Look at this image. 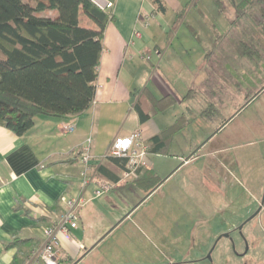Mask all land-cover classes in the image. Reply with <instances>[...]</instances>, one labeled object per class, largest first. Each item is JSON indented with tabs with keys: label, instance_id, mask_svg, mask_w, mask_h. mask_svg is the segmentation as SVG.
Segmentation results:
<instances>
[{
	"label": "crops",
	"instance_id": "1",
	"mask_svg": "<svg viewBox=\"0 0 264 264\" xmlns=\"http://www.w3.org/2000/svg\"><path fill=\"white\" fill-rule=\"evenodd\" d=\"M92 1L102 10L108 9L105 0ZM160 1L164 11H158L152 0H115L111 9L114 20L104 32L95 97L89 108L75 117L74 131H61L62 123L68 119L45 116H37L34 126L21 137L0 127V264L12 262L16 250L6 249L5 245L14 237L30 243V255L25 264H42L32 260V257L43 245L44 229L61 215L64 209L62 197L75 198L81 194L82 167L78 156L72 152L86 147L87 140L90 141L92 157L90 174L115 186L97 198H92L94 185L86 188L85 195L89 201L78 211V227L70 231V240L59 238L58 264H123L126 253L122 250L120 253L105 244L117 232L122 222H118L120 217L128 211L134 212L151 193L146 195L143 187L138 186L134 179L120 181L125 168H120L106 157L109 146L117 137L140 132L145 144L149 145L178 117L185 116L188 124L173 135L168 146L166 144L167 153L147 154L142 169L152 172L159 180H170L174 173L173 167L186 165L197 158L193 157L197 153L194 150L196 146L183 143L191 142L193 137L196 143H212L220 138L208 155L220 167L228 169V174L238 182L236 170L241 164L237 156L228 159L225 155L230 149L248 148L252 142L230 148L224 143L250 137L248 135L253 130L238 128L224 134L226 128L221 129L219 125L230 115L227 111L240 91V77L237 73L232 75L230 68L229 71L225 68L227 66H220L216 70L211 64L213 57L207 53L212 50L215 35H221L214 24L201 14V19L209 24L211 32V36L208 35L204 41L195 28L186 24L192 14L187 0ZM240 1L228 0L229 7L224 8L222 5L229 28L235 26V7ZM182 10L186 13L182 18H177ZM168 11L172 14L170 17ZM144 22H147L146 27L143 26ZM185 25L195 47L171 52L173 43L180 34L182 36ZM136 30L141 35L138 38L134 37ZM203 42L209 49L205 55H198ZM193 49L196 51L195 56L191 53ZM157 59L155 65L153 61ZM172 75L190 79L187 92L171 84L169 79ZM145 87L155 98L171 97L174 103L142 123L135 107L140 97L138 91ZM199 91H204L205 98L197 104L195 94ZM193 150V156L191 154L185 159V155ZM160 157L167 160L170 170L155 166L153 160ZM261 157L264 159V155ZM254 160H258V157L254 156ZM228 165L231 167L228 168ZM100 168L109 173L111 178L103 174ZM202 173V184L212 192L217 190L223 195L220 187L215 189L214 183H229L227 173L217 170L213 177L207 168H203ZM259 183L261 179L253 178L249 182L250 189H259ZM251 195L255 201L257 198ZM133 198L139 203L131 202ZM209 199L212 200V197ZM209 202L215 204L213 200ZM236 210H241L244 217L247 214L243 206H236ZM136 253L132 252L130 256Z\"/></svg>",
	"mask_w": 264,
	"mask_h": 264
},
{
	"label": "rangeland",
	"instance_id": "2",
	"mask_svg": "<svg viewBox=\"0 0 264 264\" xmlns=\"http://www.w3.org/2000/svg\"><path fill=\"white\" fill-rule=\"evenodd\" d=\"M219 1L224 8L225 6L229 7L228 0ZM186 2H189V9H192V14L186 24L195 28L200 38L206 41V37L211 36L208 29L209 24L205 20L214 24L223 35L211 53L212 66L216 70L220 66H227L225 68L229 67L232 75L237 73L240 77V91L235 96V101L232 99L233 102L227 111L230 115L223 119L218 127L226 128L224 134L238 128L247 131L252 129L254 133H249L250 137H242L240 140L224 144L229 148L235 145L244 146L249 142H252V145L244 149H230L225 155L228 159L237 156L241 164L240 168L236 170L238 180L236 182L228 174V169L220 167L208 155L220 138L212 143L206 141L196 143L193 137L191 142L183 143L191 146L194 144L196 146L194 150L197 152L193 156L194 150L191 151L185 155V159L189 158L191 154L197 158L190 159L191 161L186 165L178 164L173 167L174 173L170 180L158 179L150 183L146 195L150 193L151 195L144 200L143 204L136 207V212L128 211L120 217L118 222H122L120 226L118 225L117 232L105 244V246L117 249L120 253V250L126 253L123 257V264L148 262H150L148 264H154V262L155 264H174L206 257L214 241L221 236L224 230H227L230 224L236 223L232 220L233 217H237L236 220H243L244 213L241 210L234 211V207L229 205L242 207L243 204H250L254 201L251 194L257 198V201L264 198V159H261V156L264 155V29L261 30L258 27L259 24L264 25V19L259 15V12L255 13L256 15H251L246 10L245 15L240 16L235 26L229 28L227 15L223 9L221 12L219 11L213 0H187ZM262 2L264 7V0ZM193 4L197 6L193 7ZM201 14L205 16V20L201 19ZM167 15L170 17L172 14L168 11ZM256 20L259 21V24ZM182 33V36L180 34L173 43L171 52H177L179 48L191 49L195 47L193 37L186 30V25L183 27ZM240 42L248 43L249 55L239 54ZM199 49L202 53L197 54L205 55L209 46L203 42ZM191 53L195 56L196 51L193 49ZM153 63L156 65L158 59ZM169 80L171 84L176 85L183 92H187L190 79L172 75ZM149 87L151 86L149 85ZM203 98H205L204 91L195 94L197 104L201 103ZM244 139L245 141H242ZM254 156L258 157V160L255 161ZM166 161L161 157L153 160L155 166L165 167V170L168 171L170 167ZM230 167L231 165H228V168ZM203 168H207L213 177L217 170L227 173L226 177L229 183L220 185L214 183L215 189L220 187L223 195L219 194L217 190L212 192L202 184ZM253 178L261 179L259 189H250L249 182ZM210 197L215 204L211 205ZM134 200L133 198L131 202L139 203V200ZM246 212L249 213V211ZM127 214L128 216H126ZM257 225L259 228L264 227L258 219L253 222L251 227ZM249 229L246 228L244 231ZM222 245H225V242L221 243ZM131 251L137 253L130 256ZM216 254H214L213 264H220L216 261ZM250 257L256 259L261 258V255L252 253Z\"/></svg>",
	"mask_w": 264,
	"mask_h": 264
},
{
	"label": "trees",
	"instance_id": "3",
	"mask_svg": "<svg viewBox=\"0 0 264 264\" xmlns=\"http://www.w3.org/2000/svg\"><path fill=\"white\" fill-rule=\"evenodd\" d=\"M105 1L108 10L92 0H0V127L21 137L34 126L37 116L69 120L89 108L96 92L104 32L114 20L111 9L115 0ZM213 1L222 11L220 1ZM262 1L241 0L235 7L236 21L246 10L251 15L259 12L264 19ZM152 3L158 11H164L160 0ZM184 12L177 18H182ZM258 27L264 29L262 24ZM221 38L215 35L207 55ZM247 45L240 42V55L250 54ZM138 92L135 109L142 123L174 103L171 97L155 98L147 87ZM187 124L185 116L178 117L151 140L147 154L167 153L166 144ZM108 158L125 168L127 159ZM99 170L111 178L104 169ZM157 180L152 172L140 167L134 182L146 192ZM29 245L28 240L16 237L6 244V249L16 250L10 264H25Z\"/></svg>",
	"mask_w": 264,
	"mask_h": 264
},
{
	"label": "built area",
	"instance_id": "4",
	"mask_svg": "<svg viewBox=\"0 0 264 264\" xmlns=\"http://www.w3.org/2000/svg\"><path fill=\"white\" fill-rule=\"evenodd\" d=\"M144 27L147 22H144ZM141 35L139 31H134V37L138 38ZM75 118L69 119L62 123L60 129L63 133L74 131ZM86 147L75 152L81 164L82 189L81 194L75 198L62 197L61 202L63 211L59 218L52 222L43 231L44 242L38 252L34 254L32 260L42 262V264H58L57 263V248L59 238L63 237L70 240V231L76 229L79 224L78 211L86 205L89 198L85 195V190L88 186L94 185L92 198H97L110 191L115 185L109 181L98 180L90 174V163L92 157L89 150L90 141L87 140ZM148 146L143 141L140 132H134L126 137H117L113 140L108 148L106 157H116L127 159L125 171L121 182L133 180L136 178L137 170L145 165ZM27 264H32L29 262ZM35 264V263H34Z\"/></svg>",
	"mask_w": 264,
	"mask_h": 264
},
{
	"label": "flooded vegetation",
	"instance_id": "5",
	"mask_svg": "<svg viewBox=\"0 0 264 264\" xmlns=\"http://www.w3.org/2000/svg\"><path fill=\"white\" fill-rule=\"evenodd\" d=\"M232 206L236 208L230 205ZM242 206L249 211L247 216L245 215L243 220H236L233 217L232 220L236 223L230 224L227 230H224L221 236L214 241L206 257L174 264H213L216 253V261L220 264H264V227L259 228L258 225L251 227L257 219L261 225H264V198ZM246 228L250 229L244 231ZM224 242L225 245L221 246ZM252 253L261 255V258L250 257Z\"/></svg>",
	"mask_w": 264,
	"mask_h": 264
}]
</instances>
